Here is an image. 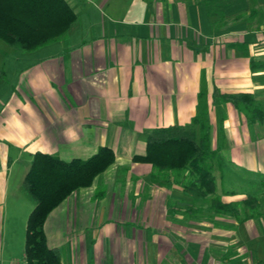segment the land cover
<instances>
[{"label":"crops","instance_id":"obj_1","mask_svg":"<svg viewBox=\"0 0 264 264\" xmlns=\"http://www.w3.org/2000/svg\"><path fill=\"white\" fill-rule=\"evenodd\" d=\"M66 1L65 38L29 52L0 38V264H13L23 214L11 184L32 155L86 159L103 146L114 162L44 222L62 264H264V118L221 97L248 93L264 110V0ZM199 111L216 191L194 199L133 156L150 130Z\"/></svg>","mask_w":264,"mask_h":264},{"label":"trees","instance_id":"obj_2","mask_svg":"<svg viewBox=\"0 0 264 264\" xmlns=\"http://www.w3.org/2000/svg\"><path fill=\"white\" fill-rule=\"evenodd\" d=\"M76 15L66 0H0V38L18 52H29L66 37ZM5 73L0 69V81ZM248 121L264 118V110L248 93L221 94ZM206 111L188 124L150 130L143 155L133 159L152 165V177L177 184L194 199L216 191V152L211 148V124ZM114 162L112 149L103 146L86 159L65 161L56 155H32L22 187L34 205L25 224V264H62L56 247L48 246L44 222L48 214L72 191L90 186ZM218 209L227 204L214 198Z\"/></svg>","mask_w":264,"mask_h":264},{"label":"rangeland","instance_id":"obj_3","mask_svg":"<svg viewBox=\"0 0 264 264\" xmlns=\"http://www.w3.org/2000/svg\"><path fill=\"white\" fill-rule=\"evenodd\" d=\"M29 165H30V163H29ZM22 181H23V179H18V178L16 179L15 178L13 180V183L11 184V188L13 190L14 196L20 193L17 196V207H18V211L23 214V216L19 215L20 216L19 222L17 224V228H15V233L13 235L12 241H11V243H9V245L7 246L6 251H5V252H8V254L10 256H12L11 260H13V264H25L24 252H23L24 238H25V224H26V220H27V217H28V214L30 211L26 214L27 211L22 212L21 210L22 209L25 210L28 207L31 210L33 208V205H34L33 201L30 199V197L25 193L24 190H22L23 189ZM74 191H72V192H74ZM5 258H6V260L4 261V264H9V262H7V255L6 254H5Z\"/></svg>","mask_w":264,"mask_h":264}]
</instances>
